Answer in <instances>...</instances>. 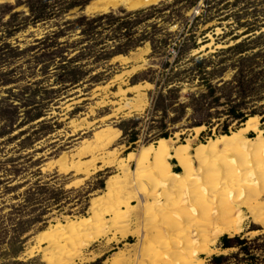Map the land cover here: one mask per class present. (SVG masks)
I'll return each instance as SVG.
<instances>
[{
  "label": "rangeland",
  "instance_id": "rangeland-1",
  "mask_svg": "<svg viewBox=\"0 0 264 264\" xmlns=\"http://www.w3.org/2000/svg\"><path fill=\"white\" fill-rule=\"evenodd\" d=\"M96 1L0 3V222L11 218L8 215L13 208L27 204L26 192L46 185L41 190L44 198L35 197L33 206L22 208L27 212L22 220H31L18 244L21 252L4 259L7 249L0 247V264H53L41 250L50 233L101 211L102 196L115 192L120 198V193L150 192L156 182L171 178L167 166L137 168L135 161L127 162L129 154L143 153L160 140L147 141L154 134H149L148 124L142 123L134 147L122 142L119 125L123 120L146 116L156 94V82L166 80L174 63V72H184L172 82L168 80L174 84L164 92L180 88L179 102L186 103L192 95L206 92L209 84L220 88L216 93L218 105L212 109L213 114L217 112L210 125L212 133L206 125L199 127L201 130L191 128L192 121H187L190 109L183 122L170 128L177 129L168 138L170 153L176 150L179 157L170 156L168 161L174 172H186L180 191L187 196L191 186L202 187L198 176L218 189L227 166L236 163L229 176L236 184L231 196L240 190L241 195L249 197L257 187L264 186V164L250 168L240 150L230 151L225 157L232 145L219 143L225 136L224 129L229 131L227 136H232L245 124L231 116L229 111L234 106L247 116L256 110L254 124L264 136V89L257 85L256 97L245 100L229 97L224 89V84L234 82L238 74L244 81L264 82V0H161L137 10L118 5L108 12L90 13ZM150 9L153 11L139 14ZM104 15L120 20L100 21L86 36L84 18ZM194 58H204L205 68H195ZM258 130L251 129L245 136L257 142ZM98 157L112 162H98L99 168L90 174L72 169L73 160L85 162ZM121 163H127L129 172L123 171ZM199 164L202 167L197 173ZM243 169L247 170L246 180L240 174ZM176 181L169 180V186L176 187ZM115 199L102 210L107 220L113 218L108 207H114ZM17 218L15 223L22 217ZM136 224L133 229H137ZM12 228L9 233L1 232L0 238L6 242L13 239ZM240 233L229 237L240 236L247 243L238 245L234 241L236 247L223 249L222 236L213 246L215 253L204 256V264H217V256H224L222 264H264V220L252 216ZM44 236L45 242L41 241ZM111 238L93 242L76 264L98 260L106 264L125 246L120 244V234L115 242H109ZM138 242L139 238L132 237L129 244Z\"/></svg>",
  "mask_w": 264,
  "mask_h": 264
},
{
  "label": "bare ground",
  "instance_id": "bare-ground-1",
  "mask_svg": "<svg viewBox=\"0 0 264 264\" xmlns=\"http://www.w3.org/2000/svg\"><path fill=\"white\" fill-rule=\"evenodd\" d=\"M11 1L13 0H0V3ZM160 1L98 0L92 4L89 12H108L109 9L116 8L118 5H123L129 10H137L156 5ZM256 121L257 117H251L238 132L233 133L232 136H223L219 143L221 145L231 143L232 148L226 150V155L225 153L222 155L224 154L226 157L230 151L240 150L243 152L241 156L243 157L245 154L244 157L249 160L250 168L255 166V169H258L261 164H264V136L254 124ZM251 129L258 130L259 141L256 142L245 136ZM259 145L261 148L257 147ZM170 156L179 157V153L176 150H174V154L170 153L168 139L159 140L156 146L153 145L143 153L129 154L127 162L135 161L137 168L146 165H155L156 167L162 165L167 166L173 175L170 179L156 182L154 189L150 192L120 193V198L115 192L102 196L99 200L101 206L99 213H93L91 217L64 226L56 233H50L47 245L41 250L47 253L53 264H76V260L81 258L84 250L93 242L110 236L113 238L109 239V242L113 240L115 242V240H119L117 234H120V244H125L124 249L108 259L106 264H204V256L215 253L213 246L222 236L237 235L243 229V225L254 215H259L264 220V186L257 187V192L250 195L251 197L241 195L240 190L232 196L230 194L236 184L232 180L230 181L229 176L238 165L237 163L230 167L227 166L228 171L224 167L222 168L223 171H227V175L220 178L221 184L217 181L220 184L218 189L210 186V180L206 181L198 176L202 187L201 185L191 186L189 194L186 196L183 194L184 192L180 191V182L183 178L185 179L186 172H174L168 161ZM197 162L199 161L197 160ZM121 165L124 167L123 171L129 172L127 163L126 165L121 163ZM201 167L202 165L197 167V173L200 172ZM237 168L240 170V167L237 166ZM238 170L236 169V172ZM245 171L247 170L243 169L240 173L243 180H246ZM133 174L135 175L136 171ZM253 174L255 173L253 172ZM173 176L177 178V181L173 179ZM171 179L177 182L176 187L169 186L168 182ZM259 180L255 182L258 183ZM112 198H116V204L114 207H108V211L113 218L107 220L102 210L109 205L108 201ZM134 202H137L136 206ZM134 224L138 226L137 229H133ZM45 236L41 241L45 242ZM132 237L139 238V242L129 244Z\"/></svg>",
  "mask_w": 264,
  "mask_h": 264
},
{
  "label": "trees",
  "instance_id": "trees-1",
  "mask_svg": "<svg viewBox=\"0 0 264 264\" xmlns=\"http://www.w3.org/2000/svg\"><path fill=\"white\" fill-rule=\"evenodd\" d=\"M157 7H154L153 9H156ZM153 9L150 10H143L140 13H148L149 11H153ZM134 16V14H131ZM104 20H120V18H115L114 16H100L98 18H94L92 20L84 18L85 22V30L84 34L87 36L88 34L93 33L92 30L97 26V23ZM79 26H81L79 24ZM84 26V25H83ZM194 65L196 66L199 71L202 70V68H205L206 64L204 58H194ZM176 63L171 65L169 76L166 78L164 82H156V94L154 95L152 99V107L151 110H149L146 113V116H135L133 118H129L126 120H123L119 128L122 130V142H124L129 147H134L136 142H138L140 133L142 131V123L145 121L148 124V132L149 134L154 133L151 137L146 138L147 141L152 140H162V139H168L172 133L176 132L175 128L173 130H170V128L174 127L175 125L180 124L185 120V118L188 115L189 109L191 110V116L187 119V121H192L191 128H199L204 125L209 127V133H212L210 125H212V119L214 118V115H217V112L213 114L212 109L216 108L219 102V98L217 97L216 93L218 90H220L219 87L210 85L207 87L206 92H201L198 94H194L190 97V100L186 103L179 102V96L178 92H180V88H172L167 91V93L164 92L165 88L171 84L177 75L181 74V72L184 71H177L176 70ZM170 82H169V81ZM235 83L236 85H233ZM260 86L261 90L264 89V82H261L258 84L254 80L244 81L243 78L240 77L238 74L235 78L234 82H228L224 84V89L228 91L229 97L230 95H233V97H237L240 100L245 99H251L255 98L256 88ZM136 88V87H134ZM237 107V108H236ZM231 116L238 120L240 123H246L249 119V116L253 117L258 114L256 110L252 111L250 115L247 116L241 109H238V106H234L229 111ZM150 117V118H149ZM250 117V118H251ZM147 120V121H146ZM264 122V119H263ZM147 124L145 126H147ZM102 134V133H100ZM224 135H230L229 131L227 129L223 130ZM118 135H121V132L118 130ZM206 135V132H203L201 134L202 137ZM112 140V139H110ZM102 162L104 164H109L112 161H106L104 157H98L94 160H89L85 162H81V159L79 161L73 160V166L72 169L76 171V173L80 174H90L92 170H97L99 167L97 165L98 162ZM53 162L50 163V166H52ZM40 185V184H37ZM104 183H101L100 187L103 188ZM46 187L45 186H37V189L33 192L29 190L27 193V197L25 202L28 204V206H33L31 204H34V201L37 199L44 198L45 195H43V192L41 190ZM107 190V181H106V188L104 191ZM30 197V198H29ZM37 197V199L35 198ZM97 203V202H96ZM27 204H23L18 206L17 208H13L12 212L8 215L11 218L3 219L2 222H0V233H9L8 229H11L13 224L15 223L14 218H17L21 215L22 218L18 221V223H15V227L11 230L14 233V238H10L9 240L3 238H0V247L4 246V248L7 249V251L3 254L4 259H8L12 257H16L21 252V247L18 246L21 245L22 240L20 238L25 234V232L28 231L27 223L31 220V218H28V220L23 221L22 219L27 216V212L24 213L22 208H27ZM36 207L32 208L34 210ZM1 219V218H0ZM18 219V218H17ZM9 220V221H8ZM8 221V222H6ZM19 229V230H18ZM17 231V232H15ZM263 237V236H262ZM262 237H258V240L262 239ZM5 240V241H4ZM234 241L238 242V245L247 243L246 240H241L240 236L235 238H230L229 236H224L221 238V247L223 249L233 248L236 247L234 245ZM244 251L248 250L244 248ZM9 253V254H8ZM224 259V256H217L214 258V262L217 264H222V261ZM12 264H25L19 261L13 262ZM51 264V263H50ZM92 264H102L101 260L96 261Z\"/></svg>",
  "mask_w": 264,
  "mask_h": 264
}]
</instances>
